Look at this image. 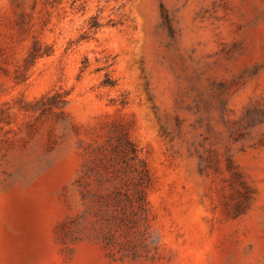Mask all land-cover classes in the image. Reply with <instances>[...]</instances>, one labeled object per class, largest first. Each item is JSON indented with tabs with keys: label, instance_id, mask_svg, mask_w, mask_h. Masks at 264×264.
<instances>
[{
	"label": "rangeland",
	"instance_id": "obj_1",
	"mask_svg": "<svg viewBox=\"0 0 264 264\" xmlns=\"http://www.w3.org/2000/svg\"><path fill=\"white\" fill-rule=\"evenodd\" d=\"M0 264H264V0H0Z\"/></svg>",
	"mask_w": 264,
	"mask_h": 264
},
{
	"label": "trees",
	"instance_id": "obj_2",
	"mask_svg": "<svg viewBox=\"0 0 264 264\" xmlns=\"http://www.w3.org/2000/svg\"><path fill=\"white\" fill-rule=\"evenodd\" d=\"M165 22H166V24H167L169 27H171L170 19H169V17H168L167 15L165 16ZM105 82H106L107 84H114V83H115V81L112 80V79L109 78V77L106 78Z\"/></svg>",
	"mask_w": 264,
	"mask_h": 264
}]
</instances>
